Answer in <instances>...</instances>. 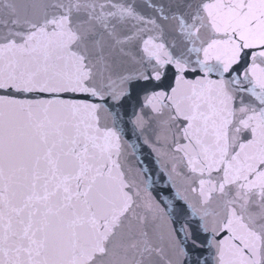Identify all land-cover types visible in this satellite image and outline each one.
I'll return each instance as SVG.
<instances>
[{"label":"snow or ice","instance_id":"1","mask_svg":"<svg viewBox=\"0 0 264 264\" xmlns=\"http://www.w3.org/2000/svg\"><path fill=\"white\" fill-rule=\"evenodd\" d=\"M0 264H264V0H0Z\"/></svg>","mask_w":264,"mask_h":264}]
</instances>
